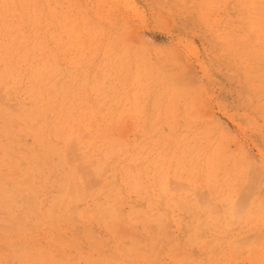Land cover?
I'll list each match as a JSON object with an SVG mask.
<instances>
[{"label":"rangeland","instance_id":"obj_1","mask_svg":"<svg viewBox=\"0 0 264 264\" xmlns=\"http://www.w3.org/2000/svg\"><path fill=\"white\" fill-rule=\"evenodd\" d=\"M261 9L0 0V264H264Z\"/></svg>","mask_w":264,"mask_h":264},{"label":"bare ground","instance_id":"obj_2","mask_svg":"<svg viewBox=\"0 0 264 264\" xmlns=\"http://www.w3.org/2000/svg\"><path fill=\"white\" fill-rule=\"evenodd\" d=\"M246 2H247V0H246ZM260 3V2H259ZM248 4V3H247ZM246 4V5H247ZM251 5V4H250ZM242 6V5H241ZM224 7H226V6H224ZM263 7V6H262ZM262 7H259V8H262ZM216 8V7H215ZM253 8H256L255 6H253L252 7V9ZM224 9V8H223ZM254 10H252V12H253ZM260 11H262V9L261 10H259L258 12H260ZM262 12H264V11H262ZM254 14V13H253ZM257 14H254V16H256ZM261 15V14H260ZM244 16H245V14H244ZM259 16V15H258ZM260 17V16H259ZM263 17V16H262ZM252 19V18H251ZM263 19V18H262ZM257 20V19H256ZM258 20H260V19H258ZM8 21V20H7ZM222 21V20H221ZM241 22V21H240ZM254 22V21H253ZM220 23V22H219ZM260 22H258V24H259ZM263 22H261L260 24H262ZM226 24V23H225ZM255 24V23H254ZM4 25H6V24H4ZM10 25H12L11 23H10ZM35 25V24H34ZM33 25V26H34ZM231 25V24H230ZM15 26V25H14ZM246 26V25H245ZM259 26V25H258ZM11 27V26H10ZM25 27V26H24ZM24 27H21L20 29L22 30V28H24ZM35 27V26H34ZM5 28V26L3 27V29ZM26 28V27H25ZM31 28V27H30ZM238 28V27H237ZM27 29V28H26ZM241 29V28H240ZM6 30V29H5ZM28 30H30V29H28ZM2 31V30H1ZM4 31V30H3ZM24 31H26V30H24ZM35 31V30H34ZM236 31V30H235ZM246 31V30H245ZM6 32H8V31H6ZM15 32V31H14ZM17 32V31H16ZM31 32H32V29H31ZM251 32V31H250ZM257 32H259V31H257ZM2 33V32H1ZM25 33H27V32H25ZM2 34H4V33H2ZM8 34H9V32H8ZM11 34V33H10ZM16 34V33H15ZM23 35V34H22ZM35 35V34H34ZM258 35V34H257ZM10 36V35H9ZM8 35H7V37H9ZM11 36H12V34H11ZM28 36V35H27ZM17 37H20V36H18L17 35ZM3 38V37H2ZM21 38V37H20ZM27 38V37H26ZM25 38V39H26ZM40 38V37H39ZM5 39V38H4ZM249 39V38H248ZM31 40V39H30ZM250 40V39H249ZM9 41V40H8ZM11 41H13V40H11ZM19 41V40H18ZM27 41V40H26ZM34 41V40H33ZM1 42V41H0ZM28 42V41H27ZM30 42V41H29ZM13 43V42H12ZM31 43H33V42H31ZM260 43V42H259ZM1 44H2V42H1ZM18 44V43H17ZM5 45V44H4ZM3 46V45H2ZM5 46H7V45H5ZM9 46V45H8ZM16 46H18V45H16V43H15V47ZM31 46V45H30ZM1 47V46H0ZM23 47V46H22ZM21 47V48H22ZM6 48V47H5ZM24 48V47H23ZM9 49H11L10 47H9ZM32 49V48H31ZM8 50V49H7ZM10 51V50H9ZM13 50H11V52H12ZM20 52H21V50H19ZM19 51H18V53H19ZM25 52V51H24ZM13 53H11V55H12ZM14 54H15V52H14ZM28 55V54H27ZM2 56V55H1ZM21 56V55H20ZM33 57V56H32ZM30 57H28V59H29ZM34 58H35V56H34ZM43 58V57H42ZM5 59H7V58H5ZM8 59H9V57H8ZM31 59V58H30ZM33 59V58H32ZM37 59V58H36ZM11 60V59H10ZM9 60V61H10ZM6 61H8V60H6ZM15 61V60H14ZM17 62H18V59H17ZM33 62V61H32ZM19 63H21V62H19ZM27 64V63H26ZM30 64V63H29ZM32 64V63H31ZM23 67V66H22ZM32 68V67H31ZM20 69V68H19ZM22 69V68H21ZM13 70V69H12ZM1 71V70H0ZM32 71H34V70H32ZM7 72V71H6ZM29 72V71H28ZM31 72V71H30ZM40 73V72H39ZM250 73V72H249ZM37 75V74H36ZM41 75V74H40ZM39 75V76H40ZM43 75V74H42ZM250 74H248V76H249ZM29 76V75H28ZM38 76V77H39ZM60 76V75H59ZM35 79V78H34ZM250 79V78H249ZM51 81V80H50ZM21 85H23V84H21ZM34 85V84H33ZM33 87V86H32ZM31 87V88H32ZM4 88V87H3ZM33 88H35V86L33 87ZM36 88H38V86L36 87ZM30 89V88H29ZM28 89V90H29ZM32 90V89H31ZM37 90V89H36ZM32 92H33V90H32ZM33 96H34V94H33ZM34 98V97H33ZM32 99V98H31ZM42 99V98H41ZM33 100V99H32ZM35 100V99H34ZM33 100V101H34ZM44 100V99H43ZM40 101V100H39ZM48 101H49V99H48ZM38 103V102H37ZM35 104V103H34ZM68 106V105H67ZM30 110V109H29ZM4 117V116H3ZM33 120H34V118H33ZM111 131V130H110ZM28 133H30V132H28ZM30 134H32V133H30ZM47 134V133H46ZM37 135V134H36ZM53 155V154H52ZM71 161V160H70ZM75 162V161H74ZM95 166V165H94ZM118 167V166H117ZM63 180V179H62ZM38 181V180H37ZM37 186V185H36ZM14 187V186H13ZM142 187V186H141ZM32 188V187H31ZM128 188V187H127ZM140 188V187H139ZM44 189V188H43ZM23 190V189H22ZM35 190V189H34ZM135 192H137V191H135ZM29 193H31V192H29ZM33 193V192H32ZM25 195H27V194H25ZM130 195V194H129ZM157 195H159V194H157ZM24 196V195H23ZM28 196V195H27ZM60 196V195H59ZM11 197V196H10ZM13 198V197H12ZM11 198V199H12ZM14 198H16V197H14ZM26 198V197H25ZM149 199V198H148ZM161 199V198H160ZM21 200H22V198H21ZM162 200V199H161ZM18 201H20V200H18ZM26 201V200H25ZM34 202V201H33ZM21 203V202H20ZM24 203V202H23ZM32 203V202H31ZM51 204V203H50ZM22 205V204H21ZM27 205H29V203L27 204ZM33 205V204H32ZM26 206V205H25ZM241 206V205H240ZM29 207H30V205H29ZM238 207V206H237ZM20 209V208H19ZM32 209V208H31ZM36 209H37V207H36ZM47 209V208H46ZM20 210H22V209H20ZM19 210V211H20ZM30 210V209H29ZM40 210V209H39ZM173 210H174V208H173ZM180 210V209H179ZM178 210V211H179ZM27 211V209L24 211V212H26ZM37 211V210H36ZM151 211V210H150ZM154 211V210H153ZM184 211V210H183ZM27 212H29V211H27ZM32 212V211H31ZM34 212V211H33ZM32 212V213H33ZM40 212V211H39ZM45 212V211H44ZM107 212V211H106ZM105 212V213H106ZM174 212V211H173ZM205 212H207V211H205ZM30 213V212H29ZM43 213V212H42ZM26 214V213H25ZM28 214V213H27ZM44 214V213H43ZM68 214V213H67ZM175 214V213H174ZM176 215V214H175ZM35 216V215H34ZM37 216V215H36ZM82 216V215H81ZM80 217V216H79ZM168 217V216H167ZM33 218V217H32ZM31 218V219H32ZM37 218V217H36ZM35 218V219H36ZM81 218V217H80ZM131 218V217H130ZM34 219V218H33ZM32 219V220H33ZM47 219H48V216H47ZM107 219V218H106ZM140 219V218H139ZM143 219V218H142ZM167 219V218H166ZM210 219V218H209ZM16 220V219H15ZM28 220V219H27ZM135 220V219H134ZM31 221V220H30ZM34 221V220H33ZM36 221V220H35ZM39 221V220H38ZM47 220H45V224L47 223L46 222ZM108 221V220H107ZM106 221V222H107ZM160 221V220H159ZM105 222V223H106ZM192 222V221H191ZM197 222V221H196ZM33 223V222H32ZM43 223V222H42ZM108 223V222H107ZM136 223V222H135ZM154 223H156V222H154ZM35 224V223H34ZM48 224V223H47ZM189 224V223H188ZM28 225V224H27ZM104 225V224H103ZM108 225V224H107ZM106 225V226H107ZM147 226V225H146ZM161 226V225H160ZM194 226V225H193ZM37 227V226H36ZM189 227V226H188ZM39 228V227H38ZM45 228V227H44ZM52 228H54V227H52ZM150 228H151V226H150ZM146 229V228H145ZM160 229H161V227H160ZM61 230V229H60ZM163 230V229H162ZM29 231V230H28ZM152 231V230H151ZM2 232V231H1ZM159 232V231H158ZM26 234V233H25ZM61 234V233H60ZM11 235V234H10ZM90 235V234H89ZM107 235V234H106ZM155 235V234H154ZM167 235V234H166ZM19 236V235H18ZM25 236V235H24ZM60 236V235H59ZM131 236V235H130ZM221 236V235H220ZM9 237V236H8ZM158 237H159V235H158ZM164 237V236H163ZM166 237V236H165ZM32 238V237H31ZM156 238H157V236H156ZM36 239V238H35ZM9 240V239H8ZM29 240V239H28ZM51 240H52V238H51ZM162 240V239H161ZM26 241V240H25ZM155 241V240H154ZM94 242V241H93ZM14 243V242H13ZM35 244V243H34ZM18 246V245H17ZM20 246V245H19ZM197 246V245H196ZM22 247V246H21ZM154 247V246H153ZM187 247V246H186ZM34 248H36V247H34ZM67 248V247H66ZM216 250V249H215ZM144 252V251H143ZM34 253V252H33ZM120 253V252H119ZM131 253V252H130ZM22 254V253H21ZM24 254V253H23ZM41 254V253H40ZM202 254V253H201ZM27 256V255H26ZM18 257V256H17ZM208 258V257H207ZM85 259V258H84ZM45 260H47V259H45ZM51 260V259H50ZM153 260V259H152ZM199 261V260H198ZM32 262V261H31ZM42 262V261H41ZM1 263V262H0ZM25 263V262H24ZM117 263V262H116ZM33 264V263H32ZM112 264H115V263H112ZM215 264H216V262H215Z\"/></svg>","mask_w":264,"mask_h":264}]
</instances>
